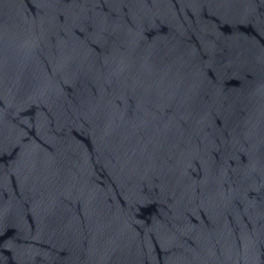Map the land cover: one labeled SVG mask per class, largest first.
<instances>
[{
	"label": "water",
	"instance_id": "95a60500",
	"mask_svg": "<svg viewBox=\"0 0 264 264\" xmlns=\"http://www.w3.org/2000/svg\"><path fill=\"white\" fill-rule=\"evenodd\" d=\"M0 264H264V0H0Z\"/></svg>",
	"mask_w": 264,
	"mask_h": 264
}]
</instances>
